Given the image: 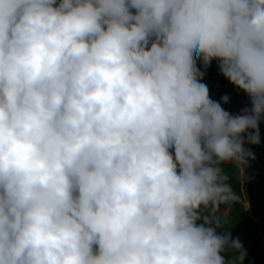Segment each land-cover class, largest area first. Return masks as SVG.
<instances>
[{
  "label": "clouds",
  "instance_id": "clouds-1",
  "mask_svg": "<svg viewBox=\"0 0 264 264\" xmlns=\"http://www.w3.org/2000/svg\"><path fill=\"white\" fill-rule=\"evenodd\" d=\"M262 122L264 0H0V264H243L201 209Z\"/></svg>",
  "mask_w": 264,
  "mask_h": 264
},
{
  "label": "trees",
  "instance_id": "trees-1",
  "mask_svg": "<svg viewBox=\"0 0 264 264\" xmlns=\"http://www.w3.org/2000/svg\"><path fill=\"white\" fill-rule=\"evenodd\" d=\"M215 65L216 63L213 62L212 66L206 70V74L211 73V68ZM225 94L229 95L230 102L223 104V107L232 113L241 102V99L227 92L217 93L213 96L217 100H220ZM260 127L264 129V124ZM261 141L260 146L246 145V147L252 148V151L255 153V159H251L248 163L242 165L244 171L249 176L244 193L251 214L257 222L247 217L243 210L238 170L231 163H222L219 166L222 169V175L226 177L224 183L231 187L235 200L222 203L215 210L209 208L215 213L219 210H226L224 216H215L212 224L224 229L225 235L231 234L232 237H238L243 242L244 248L247 251L243 264H264V252L260 251V248L264 247V244L259 242L261 236L264 239V137L261 138ZM203 210L202 208L201 213ZM223 254L228 261L234 260L237 256V252L230 248Z\"/></svg>",
  "mask_w": 264,
  "mask_h": 264
},
{
  "label": "built area",
  "instance_id": "built-area-1",
  "mask_svg": "<svg viewBox=\"0 0 264 264\" xmlns=\"http://www.w3.org/2000/svg\"><path fill=\"white\" fill-rule=\"evenodd\" d=\"M212 68H211L212 69L211 73L210 72L207 73L206 74V77H205L206 83L209 86V89H210L211 94L212 95H215V94L221 93V92L231 93L234 96H236V97H238V98L241 99V102L238 104V107L240 109H242V107L244 108V106L242 105V103H245V104H247L246 106L250 107V102L248 100V97L243 92H241L238 89H236L232 84H230V82L228 80H226L219 73V70H218V68H217L216 65L213 66ZM262 124H264V122H262L261 125ZM235 166H237V165L235 164ZM237 167L239 169V185H240V193L242 195L241 196L242 197L241 204L243 206L244 212L246 213V216L249 217V218H251L253 221H255L254 217L251 216L252 214H251V211L249 209V206H248V203H247V199L244 198L245 197L244 196V190L247 187L248 179L243 178L244 171H243L242 165L237 166ZM216 215L217 214L215 212H213L212 210L208 209V210H205L201 216H202V218L205 217V216L208 217V219L210 221V226L215 227L216 230H217V232H218V234L225 235L224 229H222L219 226H214L212 224V221H213V219H214V217ZM201 222H203V221H201Z\"/></svg>",
  "mask_w": 264,
  "mask_h": 264
},
{
  "label": "rangeland",
  "instance_id": "rangeland-1",
  "mask_svg": "<svg viewBox=\"0 0 264 264\" xmlns=\"http://www.w3.org/2000/svg\"><path fill=\"white\" fill-rule=\"evenodd\" d=\"M213 69V68H212ZM242 105L245 107L246 106V104L245 103H242ZM243 108V107H242ZM240 112H241V109L240 108H238V106L233 110V114H240ZM262 137H264V129H262L261 128V138ZM225 163H229V162H225ZM231 163V162H230ZM232 165L234 164V163H231ZM233 166H235V164L233 165ZM237 169H238V167L237 166H235ZM238 174H239V169H238ZM243 178H246V179H248V174L245 172V173H243ZM244 196H245V193H244ZM245 199H246V196L244 197ZM243 202V201H242ZM245 206V205H244ZM205 210V209H204ZM204 210H203V212H204ZM203 212L201 213V215L203 214ZM217 215L216 216H224L225 214H226V210H219L217 213H216ZM252 216V215H251ZM255 219V218H254ZM255 221L257 222V220L255 219ZM259 242L261 243V244H264V239H262V236L260 237V239H259ZM260 251L261 252H264V247H261L260 248Z\"/></svg>",
  "mask_w": 264,
  "mask_h": 264
},
{
  "label": "crops",
  "instance_id": "crops-1",
  "mask_svg": "<svg viewBox=\"0 0 264 264\" xmlns=\"http://www.w3.org/2000/svg\"><path fill=\"white\" fill-rule=\"evenodd\" d=\"M247 105V104H246ZM239 108V107H238ZM230 163V162H229ZM248 179H249V176H248Z\"/></svg>",
  "mask_w": 264,
  "mask_h": 264
}]
</instances>
